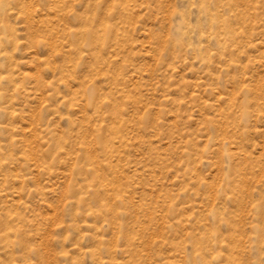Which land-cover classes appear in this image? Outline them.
I'll return each mask as SVG.
<instances>
[{"label": "rangeland", "instance_id": "rangeland-1", "mask_svg": "<svg viewBox=\"0 0 264 264\" xmlns=\"http://www.w3.org/2000/svg\"><path fill=\"white\" fill-rule=\"evenodd\" d=\"M0 264H264V0H0Z\"/></svg>", "mask_w": 264, "mask_h": 264}]
</instances>
